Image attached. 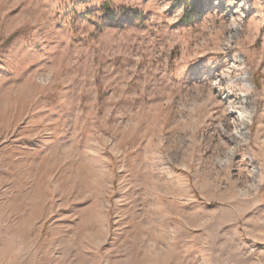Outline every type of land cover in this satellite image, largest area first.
Wrapping results in <instances>:
<instances>
[{
	"label": "rangeland",
	"instance_id": "1",
	"mask_svg": "<svg viewBox=\"0 0 264 264\" xmlns=\"http://www.w3.org/2000/svg\"><path fill=\"white\" fill-rule=\"evenodd\" d=\"M0 264H264V0H0Z\"/></svg>",
	"mask_w": 264,
	"mask_h": 264
},
{
	"label": "bare ground",
	"instance_id": "2",
	"mask_svg": "<svg viewBox=\"0 0 264 264\" xmlns=\"http://www.w3.org/2000/svg\"><path fill=\"white\" fill-rule=\"evenodd\" d=\"M219 135H220L221 139L225 138V135H223V134H219Z\"/></svg>",
	"mask_w": 264,
	"mask_h": 264
}]
</instances>
